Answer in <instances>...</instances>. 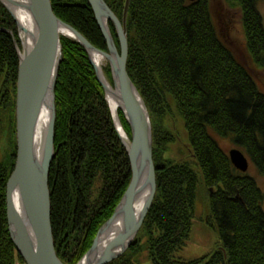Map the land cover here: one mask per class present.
<instances>
[{
    "label": "trees",
    "instance_id": "1",
    "mask_svg": "<svg viewBox=\"0 0 264 264\" xmlns=\"http://www.w3.org/2000/svg\"><path fill=\"white\" fill-rule=\"evenodd\" d=\"M123 21L126 0H105ZM259 1L227 0L239 8L252 65L264 69V25ZM53 12L101 51L108 52L89 0H51ZM212 0H132L128 14V74L143 96L153 127L157 195L133 247L112 264H264V193L237 170L219 139H229L264 177V91L220 37ZM18 26L0 3V117L8 151L0 157V264H26L11 241L7 183L17 160ZM110 29L120 52L114 24ZM56 86L55 158L50 171L52 229L57 255L79 264L130 186L131 162L103 86L85 48L61 38ZM111 84L108 64L104 68ZM119 118L129 139L131 128ZM183 120L189 160L165 156L180 137L167 125ZM221 249L186 256L196 234L202 193ZM217 251V253H216Z\"/></svg>",
    "mask_w": 264,
    "mask_h": 264
},
{
    "label": "water",
    "instance_id": "2",
    "mask_svg": "<svg viewBox=\"0 0 264 264\" xmlns=\"http://www.w3.org/2000/svg\"><path fill=\"white\" fill-rule=\"evenodd\" d=\"M89 2L108 43V52L96 48L82 33L57 17L51 0H0L18 26L22 46H19L12 31L2 30L14 37L19 57L16 97L17 160L6 187L8 231L17 253L26 264H65L55 249L49 186V174L55 158L56 86L63 59L62 37L82 45L89 54L111 108L119 140L128 153L132 172L131 184L125 195L79 264H112L122 258L132 249L157 195L152 121L144 98L127 71V18L132 0H126L123 21L119 20L105 0ZM19 12L28 14L33 24L32 30L24 28L18 17ZM110 23L114 24L117 31L120 52ZM63 31L70 37L62 36ZM22 32L27 36V42L23 41ZM95 56H101L110 65L113 84L105 75L104 69H99L96 65ZM110 98L117 102V115L113 112ZM44 107L50 111V123L40 148L37 143V129ZM119 111L131 128L132 137L128 143L122 139L118 129H123ZM229 157L237 170L244 174L249 172L250 160L240 149L230 151ZM15 197L19 198V209L16 208Z\"/></svg>",
    "mask_w": 264,
    "mask_h": 264
},
{
    "label": "rangeland",
    "instance_id": "3",
    "mask_svg": "<svg viewBox=\"0 0 264 264\" xmlns=\"http://www.w3.org/2000/svg\"><path fill=\"white\" fill-rule=\"evenodd\" d=\"M212 16L214 17V22L220 37L235 51L237 57L241 59L244 65L251 70L255 76V80L262 91H264V69L255 67L252 65V61L248 56L247 47H246V37L244 34V26L242 25V15L240 9L230 6L227 0H212ZM258 11L262 15L263 25H264V1H259ZM20 40V37H19ZM19 44V43H18ZM21 46V42L19 44ZM22 48V46H21ZM104 68L108 64L104 63ZM2 116L0 117V157H6L8 151V134L7 130V120ZM168 128H172L173 132L180 137V141L177 144H173L170 148L171 151L165 156L166 159L171 161H180L179 153L182 147L191 151V148L188 146L187 131L184 126L183 120L177 122H171L167 125ZM126 133V132H125ZM128 137V136H127ZM220 146L229 155L230 151L237 149L229 139H219ZM192 156V152H191ZM191 163L192 158H188ZM156 167V166H155ZM249 172L247 175L256 179L259 188L263 190L264 193V177L259 173L258 169L252 162L249 165ZM157 169V168H156ZM158 172V171H157ZM202 193V198L200 199L199 204V219L197 220L196 234L192 237L191 242L189 243V249L186 252V256L190 259L197 257L200 254L206 255L217 249L219 244L218 233L215 232L214 228L207 223L210 218V212L208 208L209 199L208 190L204 188ZM264 199V198H263ZM262 208L264 209V200L262 202Z\"/></svg>",
    "mask_w": 264,
    "mask_h": 264
},
{
    "label": "bare ground",
    "instance_id": "4",
    "mask_svg": "<svg viewBox=\"0 0 264 264\" xmlns=\"http://www.w3.org/2000/svg\"><path fill=\"white\" fill-rule=\"evenodd\" d=\"M18 15H19L18 17H19L22 25L24 26V28L25 29L27 28L28 30H32L33 24H31L30 17L28 16V14H24V13L19 12ZM61 34H62V36L70 37V35L64 31ZM21 36H22L23 41L27 42V36L24 34V32L21 33ZM94 61H95L96 65H98L99 69H104V66H105L104 58H102L101 56H95ZM110 104H111V107L113 108L114 114L117 115L119 107H118L115 99L110 98ZM41 111L42 112H41V116L39 118V125H38V129H37V132H38L37 133V143H38V146L40 148L43 145V140H44V137L46 135V129L50 123V111L48 110V108L44 107V108H42ZM118 129H120V134L122 136V139L126 143H128L129 139H128L124 129H121V127H119ZM15 199H16L15 200L16 208L19 209V205H20L19 198L15 197Z\"/></svg>",
    "mask_w": 264,
    "mask_h": 264
},
{
    "label": "flooded vegetation",
    "instance_id": "5",
    "mask_svg": "<svg viewBox=\"0 0 264 264\" xmlns=\"http://www.w3.org/2000/svg\"><path fill=\"white\" fill-rule=\"evenodd\" d=\"M178 148H181V151L179 153V156H180V161H184V160H187L188 158L191 157V151L190 150H187L185 148H182V147H178ZM220 244V243H219ZM189 249V248H188ZM221 249V244L217 247V251L219 252ZM216 251V253H217ZM212 253V252H211ZM209 254H206L205 256H207ZM199 256V255H198Z\"/></svg>",
    "mask_w": 264,
    "mask_h": 264
}]
</instances>
